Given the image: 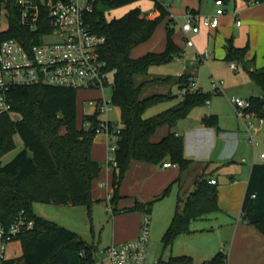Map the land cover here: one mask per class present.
Masks as SVG:
<instances>
[{"label":"trees","instance_id":"obj_1","mask_svg":"<svg viewBox=\"0 0 264 264\" xmlns=\"http://www.w3.org/2000/svg\"><path fill=\"white\" fill-rule=\"evenodd\" d=\"M140 0H104L88 15L90 29L105 35L106 42L101 56L109 78L112 74V101L120 110L121 132L117 141L115 157L117 165L113 172V191L109 202L113 215L121 212L141 211L150 213L154 200L136 201L131 207L118 208L120 186L132 160L163 164L169 160L183 171L193 162L184 153V138L170 130L160 140L153 136L163 125L173 128L178 120L188 116L191 110L206 104L212 93L202 88L182 96L175 105L145 117L146 111L173 98L167 93H153L142 97L144 89L154 83H169L173 77H153L136 81V75H148L150 66L169 62L179 56L182 49L174 38V23L165 2L151 0L159 15L149 18L139 6L130 8L119 17L108 19L107 9L131 5ZM228 2L229 0H223ZM262 3L264 0H244ZM9 22L0 29V45L8 38H17L30 44L33 33L19 20L16 0H4ZM195 13L194 10H190ZM166 20V42L162 51H148L133 57L132 50L148 41L158 25ZM41 30V28L39 29ZM249 44L238 47L232 39L226 45V61L243 62ZM247 71L254 82L264 90V67ZM192 75L184 72L178 83L186 85ZM72 87L53 85L14 86L10 89L12 109L0 114V223L11 225L22 213L33 221L15 240H19L22 253L10 257L3 264H98L93 245L88 244L77 232L54 221L37 215L35 202L60 205H85L90 213L93 199V182L102 170V162L92 157L97 114H84L78 119V92ZM219 93V92H217ZM249 111H256L264 118V98H249ZM18 114L17 118L12 116ZM207 125H217L216 115L203 118ZM90 122L89 128L86 123ZM23 142L20 150L6 164L1 158L17 146L16 135ZM217 181V180H216ZM167 186L158 198L170 191ZM194 199L187 202L183 212L176 209L172 222L163 235L166 242L181 233L190 232V220L218 210V189L206 177L197 179L192 190ZM181 200V194H179ZM242 210L248 222L258 228L264 236V162L255 163L245 194ZM222 250L209 261L201 264L220 263ZM171 264H195L190 256H174Z\"/></svg>","mask_w":264,"mask_h":264},{"label":"rangeland","instance_id":"obj_2","mask_svg":"<svg viewBox=\"0 0 264 264\" xmlns=\"http://www.w3.org/2000/svg\"><path fill=\"white\" fill-rule=\"evenodd\" d=\"M207 1L202 0L203 8L206 7ZM167 2L170 3V9L182 6L181 0H168ZM151 3V0H140L131 5L107 9L106 16L108 19L119 17L135 6H139L142 10H145ZM234 3L235 0H229L225 2L224 7L227 8V11H231ZM181 19V15H176L173 18L174 38L182 49L180 55L178 57L175 56L169 62L150 66L149 74L146 76L136 75L135 77L137 82L150 76L164 77L170 75L173 77V80L169 83H154L144 90L146 93L145 95L142 94V97L153 93H167L169 90L174 95L173 98L149 108L144 116L149 117L161 112L181 100L182 95L175 79L179 78L186 71L192 72L191 75L195 76L198 85L205 92L209 91L212 93L206 104L196 106L191 110L194 113L193 117L197 116L196 111L209 112L211 110V112H216L219 115V121L224 126L229 127V129H235L237 133L243 135V143L234 157V162L224 160L213 163L215 164L213 166H221L219 173L222 184L227 182L225 178L228 179L229 177L226 174L227 170L235 171L239 170L243 165H250L254 152L257 154V160H260L259 155L264 149V121L263 123L259 122L258 116L260 114L258 115V112L251 111L254 115L250 116V119L258 127L261 124L256 134L259 142L254 147L250 143L248 136L244 134L242 121L231 104L230 98L241 97L247 100L251 94L260 95L261 93L262 95L260 96L264 98V90L254 82L247 72L249 64L236 62L238 69H233L230 67V61H226L221 57L211 56L212 53L208 50L205 52L209 53L210 56L206 60L200 61L197 57V51L193 49L195 46L189 45L187 38L183 34H179L181 23L183 22ZM8 22L9 16L5 2L4 0H0V29H6ZM165 26L166 20L158 25L153 36L148 40L149 42L147 41L149 44H155V50L165 48V46L163 47V38L165 39L166 36ZM193 35L194 33H191L189 35L190 38L193 39ZM149 44L144 45L142 43L136 46L131 52L132 55L138 57L145 54L149 50L148 47H151ZM112 80L113 76L111 74L110 82L103 87L102 92L101 90H80L78 92V119H81L84 114H92L95 111V106L89 105L86 98L100 95H103L105 99L112 98L114 89ZM214 80L221 82L222 90L219 93L213 87ZM12 116L17 118L19 115L13 113ZM108 117L113 124L121 125L120 110L116 105H113L112 110L108 113ZM239 124L240 126H238ZM15 138L17 146L1 158L2 164H6L12 160L23 149L24 145L20 136L17 134ZM95 138L101 142L107 141L105 134H97ZM108 154L113 155L114 152L108 149ZM242 158H245L246 162H242ZM102 164V168L105 170L103 169L101 178L98 180L99 194L103 191V187L100 184H105L106 178H108V167H111L110 169L114 171V166L108 165L107 162H102ZM190 167L191 165L187 169ZM186 186V181L183 182L182 187L179 182H175L171 185L170 191L165 196L157 198L153 202L152 211L148 213L151 219L148 263L170 262L171 257L186 255L190 256L195 264H201L211 260L218 251L223 250L226 254H231V258L229 259L231 264H264V236L256 226L248 222L244 215H241L240 210L230 212L216 210L202 217L191 219L189 233L178 234L172 241L166 242L163 239V235L170 226L176 209L179 212H183L189 200L191 193ZM179 192L181 200H179ZM33 210L39 216L74 230L88 244L93 245L96 248L95 256L98 264H107L106 261L100 262L104 256L101 253V249L113 244L116 233L120 228H130L131 221L129 219L133 217L128 216L127 218H123L121 222L119 220L116 222L109 199L94 200L90 213L85 205L71 206L48 202H35ZM116 223L119 224L117 229ZM133 224L134 219L132 220ZM21 252L20 241L17 240L9 244L7 250L9 257L19 256Z\"/></svg>","mask_w":264,"mask_h":264},{"label":"built area","instance_id":"obj_3","mask_svg":"<svg viewBox=\"0 0 264 264\" xmlns=\"http://www.w3.org/2000/svg\"><path fill=\"white\" fill-rule=\"evenodd\" d=\"M102 1L104 0H16L20 23L33 35L29 39V45L17 38L5 39L0 45V114L11 111L10 89L14 86L44 84L102 92L103 87L110 82L108 72L105 70V61L101 56L106 36L94 33L87 20L88 15ZM216 4L218 8L214 15L199 17L191 11L185 15L181 29L189 45L194 44L189 36L191 33L199 32L202 26L219 25L218 16L225 11L224 2L216 0ZM165 5L169 7L170 3L166 1ZM237 23L241 24V21L238 20ZM209 56L207 52L197 55L200 61L206 60ZM230 67L237 70L236 61L230 62ZM213 87L217 92L222 90L221 82L218 80L213 81ZM179 90L183 96L200 90V86L195 76H191L189 82ZM86 99L89 105L95 106L93 113H96L98 118L96 134H105L108 149L114 152L113 155H107V163L116 166L115 151L121 127L113 124L108 117L114 105L112 98L105 99L100 95ZM230 102L242 121L250 143L255 147L259 142L256 137L258 126L250 119V116L254 115L248 110L251 101L232 97ZM258 118L259 122L263 123L264 118L260 116ZM89 126L90 122H87L86 128ZM260 155L264 161V149ZM171 165L175 164L170 161L163 163L164 167ZM209 182L217 183L216 179H210ZM150 221L149 214L143 213L138 235L101 249L104 256L100 262L148 264ZM33 224V221L27 220L22 213L9 226L0 223V264L8 258L9 243L14 241L23 229L31 228ZM222 252L223 260L213 264H231L228 254L223 250ZM155 264L171 263L166 261Z\"/></svg>","mask_w":264,"mask_h":264},{"label":"crops","instance_id":"obj_4","mask_svg":"<svg viewBox=\"0 0 264 264\" xmlns=\"http://www.w3.org/2000/svg\"><path fill=\"white\" fill-rule=\"evenodd\" d=\"M181 3V7H175L173 9H170L169 7V18L181 15L182 21L191 9L194 10L199 17L214 15L218 8L216 0H208L205 8H203L202 0H181ZM224 10V13L218 16L219 25L217 27L202 26L199 32L194 33L192 40L195 48L193 49L196 50L198 54L204 53L208 50L212 53L211 56L224 59L226 56L227 41L228 39H232L234 45L238 47H243L249 44V50L246 54L245 60L242 62L243 64H249L248 67L250 69L264 67V2L248 3L244 0H235L234 7L231 11H227V8L225 7ZM143 11L149 18H154L159 15L158 10L154 8L153 1ZM238 20L241 21V24L237 23ZM180 33L185 36L181 28L179 30V34ZM148 42L146 41L143 44H149ZM165 42L166 36L165 39L163 38V47L165 46ZM149 45L151 47H148V51H162L163 49L159 48V50H155V44L151 43ZM186 73L192 74L190 71H186ZM153 77L158 76H150L148 79H152ZM178 79L179 78H176L175 81L180 89ZM145 93L146 92L143 91L142 94L145 95ZM260 95H262V93ZM260 95L251 94L250 97ZM209 112L196 111L197 116L193 117L194 113L191 111L188 116L178 120L173 128H170L168 125H163L157 129L153 136L154 141L160 140L170 130L175 131L177 135L183 136L184 153L188 158L193 160L191 167L182 171L176 164L164 167L163 164L132 160L120 186L118 208L123 209L131 207L136 201L147 202L157 199L167 186L172 185L175 182H179L182 187L183 182L186 181V187L191 193L189 200L194 199L192 190L194 189L195 181L204 176L208 179V182L210 179L217 180L215 185L218 189V211L223 210L225 212H230L240 210L239 212L241 215H244L242 206L249 180L252 175L253 165L264 161L261 158V155H259L260 160H257V154L254 152V157L250 165H243L239 170L237 169L235 171L227 170L226 174L229 175L228 179L225 178V181L227 182L221 184L219 173L221 166H213L215 165L213 163L224 160L234 162V157L243 143V135L237 133V130L235 129H229V127L224 126L219 121V115L216 112H211V110ZM208 115H216L218 118V124H205L203 118ZM238 126H240V124ZM242 128L246 136L247 133L243 124ZM107 155L108 141L101 142L95 138L92 147V157L100 162H107ZM167 161L169 162V160ZM242 162H246V159L242 158ZM110 168L111 167H108L107 169L108 178H106V183L100 184L103 187L102 193H98V180L101 178V173L104 168H102L99 177L94 180L92 190L94 200L109 199V196L113 191L112 175L114 172ZM113 216L115 217L116 222L118 220L121 222L123 218H127L128 216H133L129 219L131 221V227L126 228L121 225L123 228H120L116 233L113 243H120L138 235L143 216L141 211L121 212ZM133 219L134 224L132 225ZM118 225L119 224L116 223V229ZM228 257L230 259L231 254L228 255ZM8 258L10 257L8 256Z\"/></svg>","mask_w":264,"mask_h":264}]
</instances>
